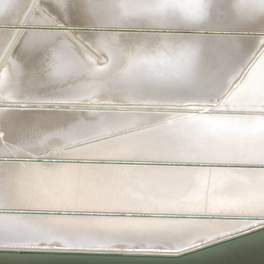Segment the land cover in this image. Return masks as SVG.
Returning <instances> with one entry per match:
<instances>
[{"label":"bare ground","instance_id":"6f19581e","mask_svg":"<svg viewBox=\"0 0 264 264\" xmlns=\"http://www.w3.org/2000/svg\"><path fill=\"white\" fill-rule=\"evenodd\" d=\"M256 32L264 0H0V211L230 217L0 212V248L173 253L263 226ZM95 159L169 164L56 162Z\"/></svg>","mask_w":264,"mask_h":264},{"label":"water","instance_id":"95a60500","mask_svg":"<svg viewBox=\"0 0 264 264\" xmlns=\"http://www.w3.org/2000/svg\"><path fill=\"white\" fill-rule=\"evenodd\" d=\"M9 27V26H5ZM16 27V26H10ZM31 28V27H30ZM71 30H75L70 28ZM107 30V29H99ZM108 31L124 33H140L144 30L135 28H115ZM180 33V30H168ZM152 32V31H150ZM264 36V32H256ZM215 107V106H214ZM202 114H209L211 110H203ZM1 160V159H0ZM5 160V159H2ZM11 160V159H10ZM17 162L30 163L53 162L42 158H14ZM67 164L99 165H168L169 163L144 162L134 160H57ZM176 164V163H174ZM181 164V163H178ZM177 165V164H176ZM203 165V164H201ZM211 165V164H207ZM225 166L226 164H216ZM212 166V165H211ZM215 166V165H214ZM234 166V164H232ZM8 215H52V216H84V217H125V218H169L192 217L193 219H212L229 216L208 215H173V214H137V213H105V212H74V211H0ZM245 219V217H244ZM249 219V218H246ZM0 264H264V225L230 235L215 241L193 247L181 252H121V251H83V250H48V249H13L0 248Z\"/></svg>","mask_w":264,"mask_h":264}]
</instances>
